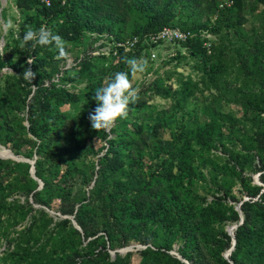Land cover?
Segmentation results:
<instances>
[{
    "label": "trees",
    "instance_id": "obj_1",
    "mask_svg": "<svg viewBox=\"0 0 264 264\" xmlns=\"http://www.w3.org/2000/svg\"><path fill=\"white\" fill-rule=\"evenodd\" d=\"M220 1L211 0L212 21L204 16L202 0H53L50 7L15 0L17 28L8 30L0 55V144L35 160L44 186L39 190L29 163L0 160V226L13 207L22 220L32 214L30 226L19 233L27 248L17 247L14 264H133L132 252L111 256L132 243L145 246L137 252L138 264H231L224 257L233 246L227 228L240 224V203L244 220L235 230L230 260L264 264V23L241 30L245 2L254 12L264 0H228L233 5L224 8ZM132 18L137 27L130 38L166 26L196 36L128 52L118 47L116 56L92 55L106 45H90L65 70L69 58L56 59L53 46L20 47L29 26L61 35L69 54L71 45L87 44L94 35L120 43L128 39L125 28ZM173 46L177 52L170 59L181 63L189 57L201 79L168 70L146 85L135 80L139 100L127 119L109 133L94 130L89 120L97 107L94 92L114 73L128 71L124 58L150 60L151 49ZM29 57L36 73L32 82L21 76ZM5 68L13 74H3ZM164 75L177 76L176 89L164 84ZM198 91L204 100L193 107ZM156 97L172 105L159 109L151 104ZM224 101L242 114L223 111ZM219 149L222 157L215 153ZM15 194L33 203H9ZM42 240L50 249L39 245ZM175 246L178 256L172 254Z\"/></svg>",
    "mask_w": 264,
    "mask_h": 264
},
{
    "label": "rangeland",
    "instance_id": "obj_2",
    "mask_svg": "<svg viewBox=\"0 0 264 264\" xmlns=\"http://www.w3.org/2000/svg\"><path fill=\"white\" fill-rule=\"evenodd\" d=\"M228 0H222L220 1V4H222L223 2H226ZM211 0H202V10L204 12V16L211 17L212 21H215V16L212 15V11L210 10L209 6H210ZM251 5H248L245 2L244 5V10H243V15L246 18L247 23H244V27L243 29H241L243 32H246L247 30L251 29V27H260L262 26V23H264V6L262 5L257 11L252 12L250 9ZM7 15L8 16V20L11 19L13 21V25L15 26V28H17L16 22L14 20H18V11L16 8V4H15V0H0V49L3 50L5 49V46L7 44V31L4 30V18L3 16ZM132 15L134 16L133 18H138V15L136 13H132ZM15 17H17L16 19H14ZM128 21L127 26L125 28V38H130L132 36L131 32L134 29V27H137V25H135L132 20ZM94 40H88V43L86 44H81V45H71V50H70V54H69V59L67 61L66 64L63 65L64 70L68 69L74 65V61H75V56L83 55V51L84 50H88L90 49V45L94 47H98L100 46V44L104 43L106 46H109V43L107 41V39H105V37H102V39L100 41L97 40L96 35H94ZM106 41V42H104ZM217 43V41H216ZM86 50V51H87ZM184 50V49H183ZM177 52V48L176 47H170L169 49L166 48H156L155 49V54L157 55V59H155V61L148 59L147 61L150 63H153V69L147 74H141L138 76L137 80V85H143V84H148L151 81H153L154 79L157 78L158 75H163L165 74L166 71L168 70H173L176 71L178 74H182V76L184 78H193V80L199 81L201 79V73L195 68V64L193 62V60H191L189 57L185 60H182V62H177V61H173L172 59H170V55L171 54H175ZM184 55L188 56V52L186 50L183 51ZM169 53V54H167ZM170 59V60H169ZM3 74H13L12 70L9 68H5L3 69ZM177 76H173L172 79H167V77H165V75L161 78H163V80L165 81L164 84L167 85H172L173 89L177 88V82L178 79L176 78ZM134 83V82H133ZM84 84L80 87H83ZM196 98L198 99V103H193L191 106L195 107V105L198 107L201 106L200 104L202 103V101L204 100L203 95L201 94V92H196ZM152 105H155L157 107H159V109L162 108H169L172 105V100L171 99H165L162 97H156L154 99H152L151 101ZM69 108V106H65L64 110H67ZM221 109L225 112H231L233 114H235L236 116H240L242 113L240 112V109L238 107H236L234 104L228 103L227 101H224V103L221 105ZM21 117H24L26 119L27 117V109L24 111V113L21 114ZM24 125L28 126L27 121H24ZM112 129V128H111ZM110 130H106L108 133L111 131ZM3 146L0 144V147ZM5 147V146H3ZM108 148V147H107ZM4 149H6L7 151H9L7 147H5ZM10 152V151H9ZM217 154V156H221L224 155V151L222 149H219L215 152ZM11 154L14 156V154L11 152ZM102 155V154H101ZM1 156V154H0ZM2 157V156H1ZM22 157V156H20ZM5 158V157H4ZM98 158H95V161L98 162ZM0 160H4V161H13L14 159H0ZM16 162V161H15ZM260 174L256 173L254 174V180L255 183L260 184L257 181V177ZM40 188V186H39ZM236 187L235 193L237 194V196L240 198L241 194L238 193ZM40 190V189H39ZM204 194V193H203ZM244 200L248 199L246 197V195H243ZM208 200L211 201L212 197L209 196ZM15 201L18 202V204L21 205H26V203L29 201L31 204L33 203V199L31 197H26L22 194H15L12 197L9 198V203H14ZM34 207L36 209L41 208L40 206L33 204ZM238 207V206H237ZM3 223L0 226V230H1V236H0V264H14L13 258L16 255V250L18 246H22V248H27L25 242H21L19 239V233L26 230L31 222H32V214L29 213L27 215V217L22 220L21 218H19L18 214L16 213V209L15 207H13L11 209V212L5 214L2 218ZM16 221H19L18 223H16ZM73 222V221H72ZM228 229V228H227ZM230 229H232V227H230ZM234 231V230H233ZM47 241L42 240L40 242L39 245L41 246H46L48 249H50V246L46 243ZM145 248V246L140 245L138 243H132L130 246L122 248V249H118L116 251H122L123 249H128L126 252L124 253H120L121 255H126L129 252L134 253V257H133V264H138L139 262V255H138V251ZM177 249L178 246H175V249L172 251V253H177ZM113 252V251H112ZM112 256V255H111ZM115 256H112L113 259H115Z\"/></svg>",
    "mask_w": 264,
    "mask_h": 264
},
{
    "label": "clouds",
    "instance_id": "obj_3",
    "mask_svg": "<svg viewBox=\"0 0 264 264\" xmlns=\"http://www.w3.org/2000/svg\"><path fill=\"white\" fill-rule=\"evenodd\" d=\"M4 30L7 31L14 27L11 19L4 22ZM29 42H32V48L37 45L53 46L58 55L56 59L69 58L67 51V42L61 35L54 33L46 26H40L38 29L29 26L23 35L21 49ZM0 49V55H4ZM26 63L29 67L25 68L21 74L25 81L32 82L35 79L36 73L33 72L30 65L34 63L31 57ZM124 63L128 66V71H118L111 77L106 78L103 86L97 88L94 92L93 99L97 102V107L89 115L91 126L94 130H110L117 121L127 119L130 111V105L135 104L139 100L140 88L134 85V81L139 75L143 74L148 67V62L144 58H124Z\"/></svg>",
    "mask_w": 264,
    "mask_h": 264
},
{
    "label": "built area",
    "instance_id": "obj_4",
    "mask_svg": "<svg viewBox=\"0 0 264 264\" xmlns=\"http://www.w3.org/2000/svg\"><path fill=\"white\" fill-rule=\"evenodd\" d=\"M41 3L45 4L47 7H50L52 5L53 0H39ZM233 5V2H226L225 4H221V8H224L226 6L230 7ZM202 36H204L207 39L213 38L209 31H202ZM196 34L192 32L191 30H182L178 27H171L166 26L162 29L158 30L157 32L149 33L143 38L139 36H135L133 38L127 39L120 43H109V46H102L97 51L93 52L92 55H106L109 56L113 54L116 56L117 54V48L122 47L125 49L126 52L132 50L133 48H137L138 45H164V44H174L179 42H187L188 40L195 37ZM106 42V41H104ZM211 42L208 41L205 43V46L207 48L211 47ZM104 44V43H102ZM100 44V46L102 45ZM169 54V53H167ZM174 56V54H171L170 57ZM151 59H157V55L155 54V50L151 49Z\"/></svg>",
    "mask_w": 264,
    "mask_h": 264
},
{
    "label": "water",
    "instance_id": "obj_5",
    "mask_svg": "<svg viewBox=\"0 0 264 264\" xmlns=\"http://www.w3.org/2000/svg\"><path fill=\"white\" fill-rule=\"evenodd\" d=\"M1 147H3V146H1ZM3 148H5V147H3ZM10 152H12L10 149H8ZM13 153V152H12ZM14 154V153H13ZM14 156H15V158L16 159H14L13 161H16V162H24V163H29L30 165H31V171H30V173H31V176L35 179V180H38L39 181V184H40V188L39 189H42L43 188V186H44V184H43V182L41 181V180H39L37 177H36V169H35V160H30V159H27V158H24V157H20V156H17V155H15L14 154ZM0 159H5L4 157H1L0 156ZM257 181L260 183V175L257 177ZM246 200H248V199H246ZM246 200H244V201H246ZM241 205H242V203H240L239 204V206L237 207V211L240 213V215H241V221H240V224H238V225H234V226H232V229H230V227L227 229V232L229 233V235L232 237V239H233V246H232V248L228 251V252H226L225 254H224V257H225V259H227V260H229L230 262H231V264H233V262L230 260V256H231V254H232V252L235 250V246H236V238H235V230L238 228V226L239 225H241L242 223H243V213H242V210H241ZM71 220L73 221V224H74V226H75V228H77L78 230H81V228L79 227V225L77 224V222L75 221V219H74V217H72L71 218ZM234 230V231H233ZM128 249H123L122 251H113V252H111V255L112 256H115L116 255V253H124V252H126ZM172 254H175V255H177L178 256V253H172ZM179 258L181 259V257L179 256ZM187 264H189V263H187Z\"/></svg>",
    "mask_w": 264,
    "mask_h": 264
},
{
    "label": "bare ground",
    "instance_id": "obj_6",
    "mask_svg": "<svg viewBox=\"0 0 264 264\" xmlns=\"http://www.w3.org/2000/svg\"><path fill=\"white\" fill-rule=\"evenodd\" d=\"M0 154L2 157H5L7 159H16L15 156L11 154V152L7 151L3 147H0Z\"/></svg>",
    "mask_w": 264,
    "mask_h": 264
}]
</instances>
